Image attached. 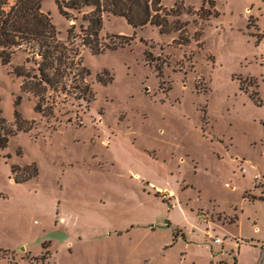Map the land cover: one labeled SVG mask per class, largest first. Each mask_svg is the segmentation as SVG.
<instances>
[{"label":"rangeland","instance_id":"obj_1","mask_svg":"<svg viewBox=\"0 0 264 264\" xmlns=\"http://www.w3.org/2000/svg\"><path fill=\"white\" fill-rule=\"evenodd\" d=\"M42 11L47 45L0 34V264H221L214 237L264 264V0H162L170 33L105 15L100 44L132 40L72 64L81 15Z\"/></svg>","mask_w":264,"mask_h":264},{"label":"trees","instance_id":"obj_2","mask_svg":"<svg viewBox=\"0 0 264 264\" xmlns=\"http://www.w3.org/2000/svg\"><path fill=\"white\" fill-rule=\"evenodd\" d=\"M55 2L60 13L69 21L78 20V16L75 14L77 12L85 23L79 26V32H76V24H73L68 32V36L71 35V37H69V44L66 46V57L71 64L79 59L82 49L89 48L94 54H99L107 49L125 47L132 40V37L120 36L122 41L111 47L103 45V43L100 44L98 33L102 30L105 15L123 17L133 28L150 24L157 26L161 33L179 30L178 26L170 25L168 17L161 18L157 14L162 0H55ZM3 4L4 2L0 1V34L10 43L14 42V36L19 35L30 40L41 41L47 45L46 42L57 35L52 17L49 13L42 11V0H17L16 4L7 12L1 10ZM6 4H9L8 0ZM37 71L40 72L41 82L52 86V88H57L59 84H53L52 79L42 68H38ZM16 74L19 77L24 76L19 68L16 69ZM73 74L74 77L77 76L74 69L70 67L67 70L69 80ZM100 76L98 75V77ZM79 92L82 94V90ZM74 93H78V91L76 90ZM80 95L79 97L85 101H91V97ZM13 171L16 170L13 169ZM16 181L19 182L17 179Z\"/></svg>","mask_w":264,"mask_h":264},{"label":"crops","instance_id":"obj_3","mask_svg":"<svg viewBox=\"0 0 264 264\" xmlns=\"http://www.w3.org/2000/svg\"><path fill=\"white\" fill-rule=\"evenodd\" d=\"M208 234H210V235L213 236V234L211 233V231H209ZM185 237H186V235H185ZM219 244H221V250H222L221 254H219L220 257H221V260H222L221 264H233V263H231V260H228V259L225 258L227 252L224 249V242L219 243ZM231 246H232L231 247L232 248L231 249V255L233 256V259H234L233 262H234V264H239V261L236 259V257H234V255H235V250L238 253L237 256L240 255L242 243L241 242H238V241L237 242L235 241V244L233 243V244H231ZM262 251H263V246H262ZM254 264H256V263H254Z\"/></svg>","mask_w":264,"mask_h":264},{"label":"built area","instance_id":"obj_4","mask_svg":"<svg viewBox=\"0 0 264 264\" xmlns=\"http://www.w3.org/2000/svg\"><path fill=\"white\" fill-rule=\"evenodd\" d=\"M255 178H258V175H256L255 176ZM211 238H213L211 235H209ZM214 241L216 242V243H222L223 242V240L221 239V238H219V237H214ZM236 255H237V253H236Z\"/></svg>","mask_w":264,"mask_h":264}]
</instances>
